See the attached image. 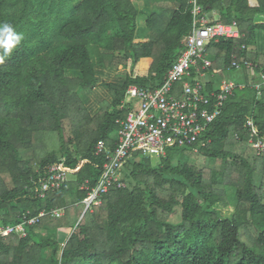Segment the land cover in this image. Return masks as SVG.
<instances>
[{"label": "trees", "instance_id": "trees-1", "mask_svg": "<svg viewBox=\"0 0 264 264\" xmlns=\"http://www.w3.org/2000/svg\"><path fill=\"white\" fill-rule=\"evenodd\" d=\"M152 1L164 6L151 5L147 14L145 28L154 37L135 41L139 11L131 0H0V24L23 36L0 63V225L20 222L26 211L64 208L61 217L25 225L24 236L0 237V264H264V151L249 145L246 126L251 117L254 140L264 138V88L247 82L226 101L196 153L194 146L169 149L155 165L136 154L122 169L125 186L110 188L81 216L80 184L99 180L105 159L94 145L100 139L114 145L127 86L161 85L190 29L188 0ZM197 1L223 23L235 20L240 32L207 44L208 75L242 69L259 80L264 53L247 47L264 31V0ZM95 57L107 69L122 65L123 82L99 83ZM142 58L152 59L149 68H140ZM246 60L254 66H232ZM99 84L111 101L90 115L81 92ZM214 86L211 78L208 89ZM51 164H62L72 178L40 198L37 188ZM215 204L235 211L221 217ZM60 231L69 232L65 240Z\"/></svg>", "mask_w": 264, "mask_h": 264}, {"label": "built area", "instance_id": "built-area-1", "mask_svg": "<svg viewBox=\"0 0 264 264\" xmlns=\"http://www.w3.org/2000/svg\"><path fill=\"white\" fill-rule=\"evenodd\" d=\"M188 2L192 15L190 29L181 41L183 48L167 70L164 82L155 88L128 85L120 105L126 114L115 119L118 131L114 145L108 147L103 139L94 145V154L103 156L105 160L94 186L87 179L80 184V189L86 191L81 200L82 215L99 205L102 195L110 188L125 186L122 169L136 154L137 159H160L169 149L194 146L196 150L197 146L204 145L203 138L221 115L226 101L236 89L245 85L224 80L208 89L210 80L206 75L211 59L206 50L207 44L220 37L237 38L240 32L235 20L229 23L212 20L202 11L203 7L197 0ZM232 66L240 69L254 65L246 60L242 64L233 62ZM250 86L256 90L264 88V72L260 73L258 82ZM246 126L251 134L249 145L258 153L263 152L264 138L254 140L256 130L251 117H247ZM69 175L62 164L48 165L37 188L38 196L44 198L48 192L58 190L70 179ZM63 214L64 208L42 209L37 214L26 211L20 222L0 225V237L5 238L12 233L24 236L25 225L35 224L45 215L61 217Z\"/></svg>", "mask_w": 264, "mask_h": 264}, {"label": "rangeland", "instance_id": "rangeland-1", "mask_svg": "<svg viewBox=\"0 0 264 264\" xmlns=\"http://www.w3.org/2000/svg\"><path fill=\"white\" fill-rule=\"evenodd\" d=\"M131 1H132L133 5L135 6V8L138 9V11H139V15H138V19H137V24L139 27V30H138L139 35H137V38L135 39V41H147L149 39H152L154 37V34L151 32H148L145 28V25H146L145 22H146L147 14L151 8V5L152 6L153 5H156V6L160 5V7H164V6H162L160 3H156L155 1L154 2L152 1V4H150L149 2L151 0H131ZM166 18L167 17H165V19ZM259 32H260V34H264L263 30H259ZM151 61H152L151 58H142L140 60V68L141 69L149 68ZM94 68L96 71V78H97V81L99 83L114 82V83L121 84L124 80L125 68L122 65H119L117 69H107L99 62V59L97 57H95L94 58ZM66 74L70 77L76 76V74L74 72H66ZM245 78H247L246 79L247 81L239 82V83L245 84L247 82V84L250 86L251 84L258 82V78H257L255 73L249 74L248 77H246V73H245V71H242V69L237 70V71H233V72L228 73V74L216 75V76H214V78L212 80L214 82H221L224 80H233V81L234 80H244ZM254 79H256V80L254 81ZM252 94H254V93L250 92V91L246 92L243 95V99L249 103L251 100ZM256 96H257V98H259V96L257 94H256ZM81 99H82L83 104L86 107L87 111L89 112V114L94 115L96 112L99 111V109L101 108V106L105 102L111 101V96H110V93H109L107 87L104 84H99L96 88L92 89L91 91L90 90L89 91H82L81 92ZM194 152L196 153L195 150H194ZM184 159L189 161V162H193L192 157L185 156ZM151 162L153 165L159 164L160 159H155L153 157L151 159ZM69 178H72V177L69 175ZM230 206H231V210L230 209L229 210H223L219 204H215L213 206V209L215 210L217 215H219L221 217H230L235 211L233 205H230ZM68 234H69V232H65V231H64V234H62L61 231L58 232V235L60 237L62 236L61 238H63L64 240L67 238L66 236H68ZM63 235H65V236H63ZM64 237H66V238H64Z\"/></svg>", "mask_w": 264, "mask_h": 264}, {"label": "clouds", "instance_id": "clouds-1", "mask_svg": "<svg viewBox=\"0 0 264 264\" xmlns=\"http://www.w3.org/2000/svg\"><path fill=\"white\" fill-rule=\"evenodd\" d=\"M23 39L22 34L15 31L14 27L9 23L0 24V48L3 52L0 53V63H3L8 58L12 49Z\"/></svg>", "mask_w": 264, "mask_h": 264}, {"label": "crops", "instance_id": "crops-1", "mask_svg": "<svg viewBox=\"0 0 264 264\" xmlns=\"http://www.w3.org/2000/svg\"><path fill=\"white\" fill-rule=\"evenodd\" d=\"M249 4L252 6L255 4V0H248ZM208 16L210 19L215 20L218 19V15L214 12H207ZM264 34H260L259 31L256 32V36L254 37V39L252 40V42L250 43V45H248V49L252 52H258V53H264ZM225 74V73H223ZM222 74V75H223ZM213 75H206V78H209V80H211V78L213 79L214 77H212ZM215 86L220 85V82H214ZM82 216V213H81ZM80 216V218H81Z\"/></svg>", "mask_w": 264, "mask_h": 264}]
</instances>
